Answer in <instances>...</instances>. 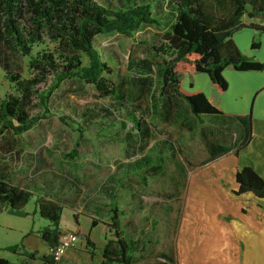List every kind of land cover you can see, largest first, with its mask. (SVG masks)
<instances>
[{
    "label": "crops",
    "instance_id": "crops-1",
    "mask_svg": "<svg viewBox=\"0 0 264 264\" xmlns=\"http://www.w3.org/2000/svg\"><path fill=\"white\" fill-rule=\"evenodd\" d=\"M252 18L264 24L263 17ZM111 32L99 33L97 39ZM129 36L135 37L134 33ZM256 36L259 47L252 46ZM234 39L243 52L264 61V32L237 30ZM138 63L149 68L154 65L147 56ZM224 73L229 82L224 91L208 72L186 70L180 76L184 87L202 89L220 112L196 114L170 88L158 92L156 106L150 104L144 114L130 109L128 118L125 110H119L126 117L103 126L117 127L125 150L110 161L109 171L104 163L88 166V178L101 180L92 193L85 188L76 192L78 176L59 169L57 161L40 150L37 140L14 138L35 126L21 134L12 131L14 136L6 137L8 131L0 135V179L71 209L70 223L63 221V209L60 228L62 232L76 231L80 237L56 264H122L107 263L104 256L108 239L115 237L114 228L107 224L115 206L123 230L136 244L134 264H264V196L251 190L235 191L239 187L237 171L245 165H252L264 177V68L229 65ZM138 81L151 82L152 78L144 74ZM94 167L97 171L90 173ZM170 178L182 180L181 185L150 187L153 180ZM122 194L131 196L130 203L122 204ZM144 194L161 197L146 201ZM170 194L181 195V206L172 208L164 197ZM106 195H110L109 202ZM35 198L20 208L2 207H8L19 220L3 223L16 230L0 245L6 250L0 256L47 264L42 258L28 259L22 251L51 253L41 229L52 222L40 214ZM101 211L108 213L99 216ZM81 215L86 216L84 223ZM15 243L20 246L17 252L7 247Z\"/></svg>",
    "mask_w": 264,
    "mask_h": 264
},
{
    "label": "trees",
    "instance_id": "trees-1",
    "mask_svg": "<svg viewBox=\"0 0 264 264\" xmlns=\"http://www.w3.org/2000/svg\"><path fill=\"white\" fill-rule=\"evenodd\" d=\"M210 1L215 12L206 8L207 0H167L175 18L169 22L166 41L154 45L161 56V91L173 89L187 100L196 114L221 110L202 89H190L181 84L183 71L208 72L216 87L224 91L229 84L223 74L227 66L264 68V61L243 52L234 39V33L246 26L264 32V24L243 19L245 14L264 18V0ZM163 15L155 12L151 0H122L121 6H107L98 0H0V65L15 87V92L7 93L0 100V135L6 131L21 134L36 126L51 112V97L68 78L80 77L92 82L102 95L118 93L111 77L113 68L97 46V35L109 31L131 35L143 25L162 24ZM47 37L55 46L32 54L34 44ZM252 46L259 47L260 40L254 38ZM16 49L30 54L29 65L35 69V74L24 76L13 69L11 51ZM84 54L89 58L88 63L84 62ZM49 75H53V80L40 89L39 85ZM35 96L43 106L41 114L30 112ZM78 144L77 141L70 155L76 153ZM236 177L237 193L251 190L264 196V177L252 165L238 169ZM35 195L38 211L52 222L42 227L41 235L51 247L55 246L62 234L60 223L64 205L8 179H0V208L23 207ZM107 224L114 228L115 237L108 239L105 261L134 264L136 244L120 224L118 206L113 208ZM7 247L16 252L20 250L17 243ZM22 251L28 259L42 258L47 264H56L51 253ZM0 264L36 263L0 256Z\"/></svg>",
    "mask_w": 264,
    "mask_h": 264
},
{
    "label": "rangeland",
    "instance_id": "rangeland-1",
    "mask_svg": "<svg viewBox=\"0 0 264 264\" xmlns=\"http://www.w3.org/2000/svg\"><path fill=\"white\" fill-rule=\"evenodd\" d=\"M98 1L107 6H121L122 4V0ZM151 1L155 12L164 14L162 24L143 25L134 32L135 37L119 31L98 36L97 44L104 59L113 68L111 77L116 83L118 93L102 95L92 82L80 77L68 78L62 82V85L52 95L50 101L51 112L42 117L33 129L25 135H15L12 131L7 132L6 137L15 135L14 138L17 139L30 138L37 140L40 150L48 152L52 160L57 161L59 169L65 168L78 176L74 185V190L78 191V193L82 191V188L92 193L98 190V185L101 182L97 178H88L91 177L87 174L88 166H100L104 163L105 169L109 171L112 165L110 161L114 158H119L125 150L122 133L117 130V127L106 128L103 125L120 123L119 118L126 116L129 118L131 115L130 109H134L136 113L144 114V108L150 106V104L156 106L158 102L157 96L162 86L161 56L156 53L154 45H160L166 41V31L169 29V22L174 21L175 15L167 0ZM206 8L215 12L214 4L210 0H207ZM243 19L250 21L253 18L245 14ZM252 28L246 26L239 29V31H247ZM254 29L261 31L257 28ZM256 40H259V36H256ZM54 46L55 42L47 37L45 41L34 44L32 54ZM146 56L154 61V65L151 68L138 63L139 59ZM11 57L14 70L20 71L24 76L35 74V69L29 65L30 54H24L21 50L16 49L11 51ZM83 57H85L84 62L88 63V56L84 54ZM144 74L150 76L153 82H139L138 77L144 76ZM223 74L225 75L224 71ZM52 80L53 75H49L47 80L39 85V88H46ZM142 87L144 88L142 89ZM11 92H15L14 83L8 79L5 70L0 65V100ZM119 110H125L126 116L121 115ZM30 112L34 114L44 112L37 96H35L34 102L30 106ZM61 116H64V118L62 119ZM179 139H181L180 134ZM77 141L79 142L76 146L77 151L72 156L69 153L73 152ZM96 171L95 168L90 173ZM164 181L153 180L150 182V187L154 188L162 183H168V186L173 188V186H180L182 180L170 178ZM138 185L140 186V184ZM122 195V204L130 203L131 196L129 194ZM144 196L146 201L161 197L145 194ZM164 197L169 198L171 204L174 205L172 208L182 204L181 195L170 194ZM105 198L107 202L111 199L110 195H106ZM7 208H0V245L6 241L5 238L9 236L8 234L12 235L16 230L14 227H6L3 223L19 220L16 215L9 213ZM107 213V211H101L98 215L105 216ZM72 219L71 209L66 206L63 221L70 223ZM81 219L82 223H84L86 216L81 215ZM5 251L0 249V252ZM10 255L15 257L12 253Z\"/></svg>",
    "mask_w": 264,
    "mask_h": 264
},
{
    "label": "built area",
    "instance_id": "built-area-1",
    "mask_svg": "<svg viewBox=\"0 0 264 264\" xmlns=\"http://www.w3.org/2000/svg\"><path fill=\"white\" fill-rule=\"evenodd\" d=\"M79 233L73 230H65L60 236V241L55 246L51 247V254L57 261L66 252V250L73 246L79 240Z\"/></svg>",
    "mask_w": 264,
    "mask_h": 264
}]
</instances>
